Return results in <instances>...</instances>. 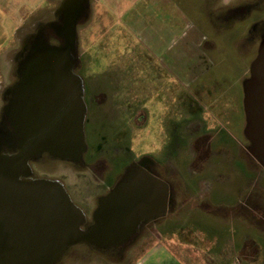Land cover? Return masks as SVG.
Wrapping results in <instances>:
<instances>
[{
  "label": "crops",
  "instance_id": "obj_1",
  "mask_svg": "<svg viewBox=\"0 0 264 264\" xmlns=\"http://www.w3.org/2000/svg\"><path fill=\"white\" fill-rule=\"evenodd\" d=\"M46 1L34 0L29 8L22 2L21 8L10 14V32L16 34L29 16L44 8ZM86 1L89 0H71L66 11H61L64 14L73 9L78 11L75 34L82 22L80 19L84 17ZM188 1L190 2L134 0L133 5L137 6L141 2L146 4L145 10L138 11V15L133 14L138 9H133V5L122 11V0L105 1L106 4L103 5L110 7L114 4L118 7L112 10L118 11L119 21L112 27V36L101 38V57L104 49L111 52L113 46L111 43L104 46L103 38H115L116 31H135L140 22L144 23L145 32L149 35V39L140 41L144 50L141 53H134L133 50L129 54L124 52L122 57L111 59L104 69L100 68V57L96 62V70L98 79L105 85L100 90L86 86L85 79L76 71L77 60L73 63L72 71L81 81L83 95L99 94L105 98L104 102H100L104 107L112 103V107H121L120 110H124L122 112H129L128 129H131V123L136 124L138 112L145 113L144 126L147 128L150 113L153 112V102L160 104L164 112L168 109L167 114L159 118L162 137L156 150L149 153L152 156H144L140 161L146 159L153 166L150 167L152 173L169 185L170 202L171 182L175 184V179H184L189 183L187 186H190V179L193 181L191 188L186 185L174 187L175 207L172 210L168 208L169 212L167 210L164 216L160 215L159 220L157 218L150 224L152 231L158 236H155L153 243L135 264H264V167L253 156H235L232 145L236 140L224 127L220 125L218 128L220 134L217 139L220 141L217 145L214 144L215 147L212 146L211 152L214 154L211 153L212 156L201 160L199 165L202 167L197 173L194 171L190 175L189 171H184L180 174L176 170L177 174H174L163 166L157 167V164H164L168 160L174 161L178 168L179 165L188 168L193 163L189 158L197 156L180 154L185 155L187 147L193 153L204 151L212 140L203 138L201 134L200 130L202 127L205 129V126L200 121V105L194 98L188 101L182 88L186 80L198 79L197 75L194 76L196 72L193 69L200 68L199 57L194 54L186 55L187 47L190 46L185 41L186 31L195 32L193 36L197 34L194 28L200 33H206L201 30L199 18H196L194 11H188L185 6ZM195 1L197 0H191ZM191 6L192 3L188 8ZM112 16L118 17L116 14ZM193 42H190L192 49L195 46ZM141 54H145L144 59ZM143 104L151 109H141ZM191 112L197 113L198 123L185 119V114ZM103 124L107 129L126 128L125 121L119 125L108 121ZM92 136L94 140L91 143H95V135ZM122 136L120 135L121 138ZM125 136L127 143L131 144L132 131L129 130ZM98 138L99 142L110 140L100 134ZM111 140L115 141V137ZM233 174L238 176L235 178ZM233 179H237L234 186Z\"/></svg>",
  "mask_w": 264,
  "mask_h": 264
},
{
  "label": "rangeland",
  "instance_id": "obj_2",
  "mask_svg": "<svg viewBox=\"0 0 264 264\" xmlns=\"http://www.w3.org/2000/svg\"><path fill=\"white\" fill-rule=\"evenodd\" d=\"M33 1L34 0H0V104H2L1 99L3 90L17 80L20 67H22L27 57L37 51L36 47L40 43L54 46L61 45L64 41L61 33L62 24L59 20L60 15H62L60 8L64 0H47L44 8L29 16L16 34L10 32L11 12L19 10L22 6V2L26 4L28 8L32 7ZM105 1L109 2L112 0L86 1V17L77 27L75 39L76 48L73 53V62L77 60L76 71L83 76L86 86L98 90L105 87L104 82L98 79L99 75H97L96 70V62L100 59L102 51L100 41L103 36H112V27L119 21L118 11L113 12L112 10L118 7L114 4L110 7L103 5V3L106 4ZM122 1V5L120 6L122 11L129 9L134 3V0ZM252 1L257 2L258 0ZM195 2L196 4L194 3V5L190 7L191 9L199 8L198 4L201 5L202 0ZM228 2H230V0H218L214 6L209 7V5H206V8L203 6L200 7L206 9L209 14H212L215 10L221 13L222 10H219L220 8H228L225 4L237 6L236 4H239L242 0L232 3ZM137 7L138 9L136 10L135 8ZM145 8L146 4L144 2L137 4V6L134 4L133 9H135V11H133V14L138 15V11L142 12ZM190 8L187 9L190 10ZM106 10L108 11L105 12ZM194 11L196 18H199L197 14L198 10ZM115 14L118 17L112 16ZM213 18L214 17L209 16L202 20V28L206 30L205 34L198 32L196 28H194L197 32L195 36H193L195 32L189 33L186 31V44L191 46L193 41L195 44L194 49L190 46L187 47L186 55L192 56L194 54L195 57H199L200 68L194 67L193 69V71L196 72L194 76L197 75L198 79L196 78L195 81L186 80L182 88L185 90V98H187L188 101L194 98L197 104L200 105V121H202V126H205V129L202 127L200 131L203 138H210L213 140L211 146L215 147L214 144L217 145L220 141L217 138L220 134L218 128H220L221 125L236 140L232 145L234 155L252 156L250 149L253 144L247 134L248 119L246 114V102L248 96L252 92L251 66L260 54L261 47L264 44V31L259 30L258 33L254 34L255 38H248L253 41V45L251 46L242 49L228 48L227 41L230 34L228 33L229 29L220 28V22H216ZM51 22H53V25L47 28L46 24ZM187 23L190 24L189 21H187ZM123 32L116 31L115 38L111 40L103 38L104 46H107L108 43H111L113 46L111 50L109 49L111 52L104 49L101 57V69L107 67L110 60L114 57H122L124 52H126V54H129L132 50L134 53L143 52L144 49L140 41L149 39L148 32H145L144 23H138L135 31L128 29V32ZM168 39L171 41V36H169ZM198 39H200V41ZM254 40H257V42L254 43ZM214 41L215 43L217 42L216 46L214 45ZM140 56L144 59L145 54H141ZM229 56H240V63L230 62ZM230 63L233 64L230 65ZM228 72L233 73L232 79L228 78L229 76L226 75ZM236 73L241 76L239 80H236V76H238ZM172 82L173 80L170 81V83ZM95 96V94L92 96L89 95L90 110L87 116V127L96 138L95 143H91V148L95 156L92 155L82 158L84 164H79L81 161H78L77 164L75 163L77 161L41 160V162L32 167L37 173V176L41 178L57 182L61 181L72 201L90 218L92 212L97 208L98 198L104 196L113 188L119 178L135 162H139L144 156H152L149 155V153H153V151L156 150L158 141L162 137V128L159 118L162 115H166L168 112V109L164 112L161 110L160 104H155L153 102V112L152 114L150 113L147 128L144 126L145 113L138 112L136 124L134 125V123H131V129H128L127 122L130 119L129 112H122L124 110H120L122 109L121 107H112V103L104 107L100 104V100L98 103L95 101ZM147 108L151 109L150 106L146 107L144 104L143 107H141V109L145 110ZM195 112L186 113L185 119L198 123L199 119ZM104 121L114 122L117 125L125 121L126 128L121 130L113 128L107 129L103 126ZM129 130L132 131L131 144L130 142L127 143L128 139L125 136L127 132L129 133ZM184 131L188 132V129ZM99 134L105 135L106 138L110 140L105 141L106 143L99 142ZM120 135H123L122 138ZM113 137H115V141L118 143L111 140ZM129 148H131V151ZM194 153L198 154L199 152L195 151ZM184 154L185 155H180L193 156V150L187 147ZM189 159L193 163L189 164L190 167L188 168H183L182 165H179L178 168L176 164L173 163L174 161L171 162L168 160H165L164 164H157V167L160 168V166H163L167 171L174 174H177V171H179L180 174H183L184 171H189L190 175H193L194 171L197 173V171L201 170L202 166L199 164L201 159H205V157L197 156V158L190 157ZM148 167L150 168V164H148ZM151 167L153 168V166ZM258 169L260 170L261 168ZM160 172L161 171H159V173ZM233 176L236 178L238 175L233 174ZM189 182L191 185L187 186L189 183L184 181V179L174 180L175 187L186 185L187 188H191L193 186V181L190 179ZM236 182L237 179H233L232 185L234 186ZM182 199H180V201H182ZM89 226L90 225H84L82 229L85 230ZM139 233L140 235L136 240L126 243L121 246V248L109 247L106 249H98L90 243H79L68 248L63 257L56 264H135L141 259L146 249L153 243L155 236H158L152 231L151 225L141 230Z\"/></svg>",
  "mask_w": 264,
  "mask_h": 264
},
{
  "label": "water",
  "instance_id": "obj_3",
  "mask_svg": "<svg viewBox=\"0 0 264 264\" xmlns=\"http://www.w3.org/2000/svg\"><path fill=\"white\" fill-rule=\"evenodd\" d=\"M70 1H64L62 12ZM68 12L61 28L63 44L40 43L19 69L9 109L20 136L18 152L0 156V264H56L79 243L98 249L121 247L143 222L169 208L170 187L145 159L130 166L123 179L98 198L93 223L85 230L86 215L61 183L26 178L30 161L44 153L81 161L86 150L83 89L72 71L79 14L76 9ZM251 87L247 134L251 155L264 167V44L251 66Z\"/></svg>",
  "mask_w": 264,
  "mask_h": 264
},
{
  "label": "flooded vegetation",
  "instance_id": "obj_4",
  "mask_svg": "<svg viewBox=\"0 0 264 264\" xmlns=\"http://www.w3.org/2000/svg\"><path fill=\"white\" fill-rule=\"evenodd\" d=\"M217 1L218 0H202L201 5L198 4L199 8H194L192 10L189 7L190 11L198 10L197 14L199 15L198 16L199 22H200L199 25H200L201 30L202 31L204 30L202 28V26H203L202 20H204L206 17L212 16V17H214L213 19L216 22H220L221 25L218 24L220 28H223V29L226 28V30L229 29L228 33H230V34H229V38L227 41L228 48L242 49V48L253 45V41L250 39L255 38L254 34L258 33L259 30L264 31V29H263L264 28V0H258L257 2H254L252 0H242V2H240L239 4H236L237 6H229V4H225L226 7H228V8L227 9L225 7L220 8L219 10H222L221 13L219 12L220 14L218 13V10H215L212 14H209L206 11V9H202L200 7V6H203L206 8V5L207 6L209 5V7L214 6L217 3ZM234 1L238 2V0H230L231 3ZM197 2H198V0H197ZM230 2H228V3H230ZM191 3H192V5H194V3L196 4V2H191V0H190V2L188 1L185 3V6H187V8H188V6L191 5ZM61 14L64 15V13H61ZM62 15H60V17H59L61 24H63V21H64ZM85 17H86V14L84 15L83 18H81L82 21L84 20ZM216 24H215V27H216ZM51 25H53V22L46 24L47 28L51 27ZM230 27H233V28H230ZM254 28H257V29H254ZM204 31H206V30H204ZM231 36H232V38H231ZM248 38H250V39H248ZM256 42H257V40H254V43H256ZM246 43H248V44H246ZM216 44H217V42L215 43V41H214L215 46H216ZM240 56H235V57L229 56V58L231 60L230 62L240 63L241 58H242V56H241V58H240ZM233 63H230V65H232ZM229 72L226 73V75L229 76L228 78L232 79L233 73H229ZM240 78H241L240 75L236 76V80H239ZM19 80H20V78H19V75L17 74V80L14 81L13 83H11L9 86H7L3 90V93H2V99H1L2 104H0V156L1 155H14L15 153L18 152V140H19L20 136H19V133L15 130L13 122L11 121L9 109H10V107L13 106V102H14L15 96L17 94L16 86H17ZM95 97H96L95 101L97 103L99 102V100H100V102L105 101V98L100 96L99 94L96 95ZM99 98H101V99H99ZM82 101L85 105V111H86L84 119H83V133H84V137H85L86 150L82 155L83 158H85L86 156H92V155L95 156V155H94V151H92V148H91V141L94 140L93 139L94 136H92L93 133H90L89 128L87 127V116H88V113L90 110L89 95H87L86 93L84 95H82ZM211 151H213V147L211 146V141H210L208 146L204 149V151H200L198 154L193 153V156H204L205 159H207L208 156H212L211 153H213V152H211ZM41 160L75 162L74 160L56 159V158L52 157L50 154L44 153L43 155L39 156L38 158L30 161V170H29V173L27 175V179H30V180L45 179V178H41V177L37 176V173L32 168V167H34L35 164H38L39 162H41ZM201 160L203 161V159H201ZM75 163L78 164V161ZM146 163H148V162L146 161ZM79 164H84L83 160H81V162ZM124 176H125V173L119 178V180L115 183V185L118 182H120ZM59 183H61L64 186V184L61 181H59ZM170 185L172 187V196H171V202H170L169 210H172V208L175 207V204H176V202H175L176 197L174 195V192L176 189L174 188L175 184H173L171 182ZM109 191L106 194H108ZM169 210L167 212H169ZM93 212L91 214V218L86 216V224L85 225H91L93 223V217H92ZM166 213H164L160 217L164 216ZM160 217H158L157 220H159ZM152 223H153V220H147V221L143 222L142 225L140 226V230H138V232L130 240V242L133 240H136L137 237L140 235L139 232H141V230H143V229H146ZM119 248H121V247H119Z\"/></svg>",
  "mask_w": 264,
  "mask_h": 264
}]
</instances>
